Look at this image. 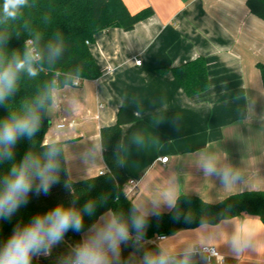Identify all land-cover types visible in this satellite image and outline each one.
<instances>
[{
  "label": "crops",
  "instance_id": "1",
  "mask_svg": "<svg viewBox=\"0 0 264 264\" xmlns=\"http://www.w3.org/2000/svg\"><path fill=\"white\" fill-rule=\"evenodd\" d=\"M124 2L132 13L152 7L154 14L130 32L112 28L97 34L90 49L102 76L55 90L48 108L45 140L55 137L64 142L69 177L79 181L106 170L103 151L96 147L102 145L100 130L115 124L124 108L140 117L123 128L124 168L135 183L126 186L131 200L151 209L155 198L160 213H165L170 209L163 198L170 190L178 197L196 195L211 203L238 192L264 190V150L240 141L238 128L229 131V117L240 118L247 101L241 92L243 55L252 50L264 63V21L251 14L247 0ZM199 56L208 62L211 82L201 95L188 97L172 73L158 72ZM207 159L242 179L225 185L216 174L207 175L202 167ZM240 231L251 235V248L233 257L229 246ZM161 236L144 241L129 264H138L143 250L162 243ZM81 237L63 239L49 256L36 257L37 264H58ZM165 238L178 251L193 242L215 247L225 256V264H264V222L252 215L181 229ZM133 252L125 246L122 256L128 259Z\"/></svg>",
  "mask_w": 264,
  "mask_h": 264
},
{
  "label": "trees",
  "instance_id": "2",
  "mask_svg": "<svg viewBox=\"0 0 264 264\" xmlns=\"http://www.w3.org/2000/svg\"><path fill=\"white\" fill-rule=\"evenodd\" d=\"M2 3L3 0H0V5ZM247 6L251 14L264 21V0H247ZM153 14L152 7L132 13L124 0H29L15 19L5 18L0 13V60L6 64L14 55L22 59L26 51H31L32 64L37 71L34 77L26 71L19 73L16 92L0 104V119L11 111L19 110L24 104H32L36 97L52 90L45 107L40 110V131L33 140L24 138L17 143L13 160L0 163V176L6 174L12 163L21 160L27 151H45L41 143L49 129L48 108L52 105L55 90L76 86L79 81L97 80L102 76V70L90 49L96 35L112 28L130 32ZM56 49L60 50L58 56L54 54ZM259 68L264 86V63H260ZM158 72L172 73L190 98L207 92L211 87L208 62L203 56L179 67L158 69ZM139 120L136 113L123 108L115 124L101 128L100 139L106 164L103 175L72 180L68 175L64 142H60L63 149L60 182L53 185L47 195L30 193L27 204L20 207L11 220H0V245L11 236L17 225L24 226L34 216L46 213L61 202L66 206L74 202V206L80 210L89 200L95 202V215L90 217L84 214L85 230L109 210L120 209L127 215L131 199L126 194L129 178L123 161V128ZM66 182L71 183L72 190L65 187ZM101 197H106V201L101 203ZM177 213L181 217L191 213L194 222L185 223L183 218L174 220L173 215ZM242 214L258 217L264 222V190L234 193L217 203L207 202L196 195L182 194L175 209L159 216L149 215L145 241L201 224H216ZM81 236L82 233L69 230L64 239H78ZM33 264H37L36 257Z\"/></svg>",
  "mask_w": 264,
  "mask_h": 264
},
{
  "label": "clouds",
  "instance_id": "3",
  "mask_svg": "<svg viewBox=\"0 0 264 264\" xmlns=\"http://www.w3.org/2000/svg\"><path fill=\"white\" fill-rule=\"evenodd\" d=\"M28 3L29 0H3L0 13L5 18L15 19ZM59 52L56 49L54 54L58 56ZM32 61L31 51H26L22 59L14 55L6 64L0 60V104L16 92L20 72L26 71L33 77L37 75ZM51 91L50 89L46 95L36 97L32 104H24L19 110L11 111L8 116L0 119V163L13 160L17 143L24 138L33 140L40 131V110L45 107ZM41 146L45 149L44 152L27 151L21 160L12 163L6 174L0 176V220H11L16 211L27 204L30 193L47 195L52 186L60 182L63 151L60 141L49 137L42 141ZM96 147L102 154V145ZM202 167L207 175L216 174L225 185L242 179L227 166L218 169L214 159L203 161ZM65 187L72 190L70 182H66ZM178 195L176 191L170 190L163 198L168 209L176 208ZM106 199L101 197V203ZM129 203L131 207L127 215L120 209L109 210L85 230L84 214L87 213L90 217L95 215V202L89 200L83 210L77 209L74 202L67 206L61 202L46 213L34 216L24 226L17 225L14 228L11 236L0 245V264H33L34 257L49 256L53 246L61 243L69 230L82 233V237L58 264H129V260L135 257V252L143 248L149 215H160V205L155 198L151 201V209L142 201L131 200ZM181 218L185 223L194 222L191 213L183 217L178 213L173 215L174 220ZM161 240L162 243L156 248L143 250L138 264H207L209 257L201 252L197 243H188L178 251L168 244L166 238L161 237ZM251 240L249 233L240 231L232 239L230 254L239 257L251 248ZM125 246L134 249L128 259L122 256ZM204 251L208 249L205 248ZM211 254L219 257L218 264H223V255L215 249L211 250Z\"/></svg>",
  "mask_w": 264,
  "mask_h": 264
},
{
  "label": "rangeland",
  "instance_id": "4",
  "mask_svg": "<svg viewBox=\"0 0 264 264\" xmlns=\"http://www.w3.org/2000/svg\"><path fill=\"white\" fill-rule=\"evenodd\" d=\"M252 52L251 50L243 55L245 56V70L243 71L245 83L242 86L244 91L241 92L247 100L242 103L244 105L241 109L243 115L237 119L229 117V131L238 128L240 141L264 150V86L259 68L260 60L257 54ZM254 58H257V62H254L256 60ZM247 105H250L248 109H246Z\"/></svg>",
  "mask_w": 264,
  "mask_h": 264
},
{
  "label": "built area",
  "instance_id": "5",
  "mask_svg": "<svg viewBox=\"0 0 264 264\" xmlns=\"http://www.w3.org/2000/svg\"><path fill=\"white\" fill-rule=\"evenodd\" d=\"M138 64H141V61H139ZM58 127H59V128H64L65 125H59ZM162 161H163L164 163H166V162H168V158L165 157V158L162 159ZM128 183L131 184V185H134V186H135L134 181H129ZM161 237H164V238H165V236H161ZM161 237H160V239H161ZM205 248H207L208 251H204ZM212 249H215L216 251H218L215 247H210V246L200 247L201 252H203V254H205L207 257H209L208 261H209L210 263H212V264H218V262H219V257H218V256H215V255L212 256V254H211V250H212ZM218 252H219V251H218ZM219 253H220V252H219ZM220 254H221V253H220ZM221 255H222V254H221ZM225 262H226V258H225V256H224L223 264H225Z\"/></svg>",
  "mask_w": 264,
  "mask_h": 264
}]
</instances>
